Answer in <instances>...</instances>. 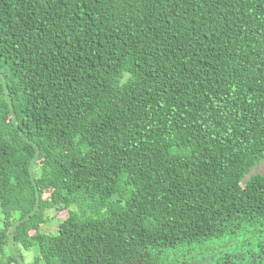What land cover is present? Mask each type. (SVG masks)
I'll use <instances>...</instances> for the list:
<instances>
[{
  "label": "trees",
  "instance_id": "16d2710c",
  "mask_svg": "<svg viewBox=\"0 0 264 264\" xmlns=\"http://www.w3.org/2000/svg\"><path fill=\"white\" fill-rule=\"evenodd\" d=\"M263 160L264 0H0V264H264Z\"/></svg>",
  "mask_w": 264,
  "mask_h": 264
},
{
  "label": "rangeland",
  "instance_id": "374dc122",
  "mask_svg": "<svg viewBox=\"0 0 264 264\" xmlns=\"http://www.w3.org/2000/svg\"><path fill=\"white\" fill-rule=\"evenodd\" d=\"M254 173H262L264 174V160L262 163H260L259 165L255 166L251 172L249 174H247L246 176V179H248L251 174H254ZM48 215H49V219H48V222L47 224L44 225L43 227V230L46 231V232H50V233H55L57 232L58 230V221L61 219H57V217L54 218V216L56 215V211L54 209H51V210H48L47 211ZM3 226V220H2V214H1V210H0V230ZM245 238L242 237L240 238L238 241H236L233 245H234V248L237 249V248H247V247H250L251 245L247 244L249 242V240L247 239V241H244ZM260 240H264V237L263 235H261L260 237H257V238H254V239H251L250 242L253 244V243H257L259 242ZM243 245V247L241 246ZM21 249V248H20ZM18 251V249H16V247L11 244L7 247V252L8 254H16ZM19 252H21L24 256V261L29 263L31 261H33L35 255H36V252L33 250H30V251H25V250H19Z\"/></svg>",
  "mask_w": 264,
  "mask_h": 264
}]
</instances>
